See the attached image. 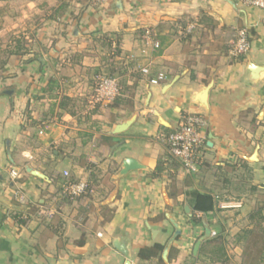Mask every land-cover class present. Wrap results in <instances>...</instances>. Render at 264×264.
Listing matches in <instances>:
<instances>
[{
  "label": "crops",
  "instance_id": "obj_1",
  "mask_svg": "<svg viewBox=\"0 0 264 264\" xmlns=\"http://www.w3.org/2000/svg\"><path fill=\"white\" fill-rule=\"evenodd\" d=\"M243 26L251 49L234 57ZM105 34L113 47L120 40L113 61L132 87L119 101L94 97L110 65ZM0 57V264H241L235 235L255 208L253 188L264 193V72L251 70L264 67V9L246 0H0ZM161 71L166 81L152 84ZM191 113L206 120L196 173L170 156L165 138ZM126 158L140 167L123 173ZM65 173L91 192L65 198ZM193 192L210 193L215 211H196ZM224 201L243 208H219ZM172 220L182 233L165 259ZM218 237L227 262L204 251ZM155 244L161 259L139 256Z\"/></svg>",
  "mask_w": 264,
  "mask_h": 264
},
{
  "label": "built area",
  "instance_id": "obj_2",
  "mask_svg": "<svg viewBox=\"0 0 264 264\" xmlns=\"http://www.w3.org/2000/svg\"><path fill=\"white\" fill-rule=\"evenodd\" d=\"M249 6L264 9V0H246ZM144 40L155 47L159 43L153 40L149 29L145 30ZM251 34L248 27L243 26L237 29L234 40L232 41L230 54L234 57L244 55L251 49ZM145 74L149 73V67L142 68ZM167 75L161 71L156 77L151 78L152 84H159L166 81ZM120 80L117 77L108 75L100 76L95 86L94 97L96 101L114 100L120 93ZM206 120L202 114L191 113L184 116L182 123L174 131L166 135V142L170 156L176 160L187 173H196L202 162V151L205 146V136L202 129ZM13 178L18 176L15 169L11 170ZM66 181L62 184V192L71 199L83 196L88 188V182L85 180H70L68 173H65ZM21 201L24 197L20 195ZM219 208H240L242 201L219 202Z\"/></svg>",
  "mask_w": 264,
  "mask_h": 264
},
{
  "label": "trees",
  "instance_id": "obj_3",
  "mask_svg": "<svg viewBox=\"0 0 264 264\" xmlns=\"http://www.w3.org/2000/svg\"><path fill=\"white\" fill-rule=\"evenodd\" d=\"M92 1V0H87ZM112 35V36H111ZM115 35V34H114ZM113 34H105L100 42L104 49H106L107 53H109V56H106V61L109 60L110 64V74L108 76H114V73L116 71H119V67L116 66L115 62L113 61V58L115 56L120 55V40L118 39L116 42L115 47H113ZM20 47V41H16L15 50L9 51V54H14L15 52H18L17 49ZM6 58V57H5ZM6 63V60H3V64ZM120 76L121 82L120 86L125 94H129L132 90V87L130 85L126 84V80L124 78V73L121 72ZM120 98L116 97L114 100L119 101ZM108 140L109 138H105ZM70 180H74L71 177H69ZM66 181V178L62 180L61 182V188L62 184ZM62 190V189H61ZM92 186L88 182V188L84 195H87L91 192ZM254 191L258 190V187L253 188ZM63 193V192H62ZM193 203H194V209L198 212L203 213H209L213 212L216 209V204L214 197L210 193H200V192H193ZM65 198L71 199L68 195H65ZM83 195V196H84ZM15 218L18 219V221L25 223L28 220V217H26L23 213V210H19L15 213ZM192 221H196V216L193 215L191 217ZM248 224L243 227L236 235L235 239L240 242L243 245V254H242V262L241 264H264V204L260 203L247 215ZM221 239V237H218ZM217 240V239H213ZM213 241L208 240L205 244L206 248L210 247L208 249H204L205 252H208L213 260L221 261V262H227L228 256L226 247L224 245V240L221 239L219 242H216L212 245ZM212 245V246H211ZM164 246L160 244H155L152 247H146L140 250L139 256L144 259H151L153 257H159L161 259V254L163 252Z\"/></svg>",
  "mask_w": 264,
  "mask_h": 264
},
{
  "label": "water",
  "instance_id": "obj_4",
  "mask_svg": "<svg viewBox=\"0 0 264 264\" xmlns=\"http://www.w3.org/2000/svg\"><path fill=\"white\" fill-rule=\"evenodd\" d=\"M251 70L254 71L257 75H259V74H261V73L264 72V67H256V66H253L251 68ZM6 92H9L10 93V91H6ZM132 122H133V120H128V121H126V122H124L122 124L117 125L114 128L113 133L114 134H119V133L124 132L126 129H128V127L132 124ZM138 167H140V166L138 165V163H137L136 160H134L132 158H126L125 161L123 162V173H126L129 170L135 169V168H138ZM27 171L30 172V173H32L35 176H38V177H41V178H46V176L42 172H40V171H38L36 169H33L31 167H27ZM173 224L175 226V232H174L173 237L168 242L167 247L164 250L163 257L165 259L167 258L170 244H172V242L182 233V229L179 226V224L177 222H175V221H173ZM200 244H201V240H199L196 243L195 252H197V250L199 249ZM116 246L118 247V249L122 253H124L125 255L129 256V251H128V248H127L126 243H123V242H120V244L119 243H116Z\"/></svg>",
  "mask_w": 264,
  "mask_h": 264
},
{
  "label": "rangeland",
  "instance_id": "obj_5",
  "mask_svg": "<svg viewBox=\"0 0 264 264\" xmlns=\"http://www.w3.org/2000/svg\"><path fill=\"white\" fill-rule=\"evenodd\" d=\"M83 1H87V0H83ZM95 46H96V48H94L93 49V52H92V54L94 55V57H97L98 59H99V57H100V48L97 46V44H95ZM104 53H105V51H103ZM104 55V54H103ZM1 58V57H0ZM2 59V58H1ZM108 63H109V60H108ZM110 69H111V67H110V65H108L107 67H106V70H105V73H106V75H109L110 74ZM122 72V70H121V68L119 67V71L117 72L116 71V73H114V76L115 77H118V79L120 80V82H121V77H120V75H119V73H121ZM115 74H118V76H116ZM96 84V83H95ZM252 194L254 195V199L256 200H254V201H252L253 202V204H255V207L259 204V202L260 203H263L264 204V193H262V192H258V191H254V190H252ZM257 200H258V204H256L257 203ZM243 207H241V208H238V209H242Z\"/></svg>",
  "mask_w": 264,
  "mask_h": 264
}]
</instances>
